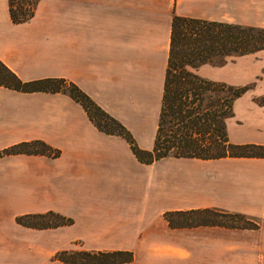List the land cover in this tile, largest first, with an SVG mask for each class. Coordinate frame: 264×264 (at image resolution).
I'll list each match as a JSON object with an SVG mask.
<instances>
[{"label": "crops", "instance_id": "obj_1", "mask_svg": "<svg viewBox=\"0 0 264 264\" xmlns=\"http://www.w3.org/2000/svg\"><path fill=\"white\" fill-rule=\"evenodd\" d=\"M173 14L264 28V0H39L21 22L0 0V59L23 80L76 83L151 149ZM212 68L221 73L213 79L255 81L235 98L226 129L231 142L264 143V48ZM36 139L60 155H0V264H70L54 258L65 248L132 251L112 264H264V156L143 162L69 94L0 84V152ZM206 207L243 213L257 227H170L164 217ZM49 210L72 222L17 220Z\"/></svg>", "mask_w": 264, "mask_h": 264}, {"label": "trees", "instance_id": "obj_2", "mask_svg": "<svg viewBox=\"0 0 264 264\" xmlns=\"http://www.w3.org/2000/svg\"><path fill=\"white\" fill-rule=\"evenodd\" d=\"M38 2L39 0H9L12 20L21 22L31 19ZM261 48H264L262 27L173 14L161 105L151 149L139 147L125 125L105 111L76 83L64 77L23 80L0 59V84L22 90L44 88L69 94L81 103L88 117L100 130L121 135L129 143L135 156L143 162H152L166 156H264V143L231 142L226 129V120L233 114L235 98L252 87L255 81L232 84L198 72L203 64L220 66L239 55ZM12 152L58 156L61 150L36 139L16 143L0 152V155ZM217 213L251 222L230 223L218 219ZM189 215H193V218ZM164 217L170 227L199 224L257 227V223L243 213L213 207L166 211ZM17 220L39 228L72 222L71 217L54 210L21 214ZM54 258L70 264H112L130 261L133 253L128 249L65 248L58 250Z\"/></svg>", "mask_w": 264, "mask_h": 264}, {"label": "rangeland", "instance_id": "obj_3", "mask_svg": "<svg viewBox=\"0 0 264 264\" xmlns=\"http://www.w3.org/2000/svg\"><path fill=\"white\" fill-rule=\"evenodd\" d=\"M212 67H213V65H210V64L204 65L202 68H200V70L198 72L200 74H202L204 76H208V77L212 76V75H216V74H221L220 71L215 72ZM189 217L193 218V215H189ZM217 217H218V219L225 220V221L230 222V223H232V222H239V223L251 222V220L247 221L246 219H244V220H237L234 218L232 219L229 216L227 217L225 215H222L221 213H217Z\"/></svg>", "mask_w": 264, "mask_h": 264}]
</instances>
